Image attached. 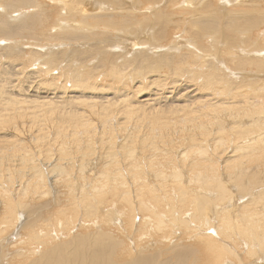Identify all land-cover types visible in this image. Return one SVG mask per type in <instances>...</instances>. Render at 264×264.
<instances>
[{
    "label": "bare ground",
    "instance_id": "bare-ground-1",
    "mask_svg": "<svg viewBox=\"0 0 264 264\" xmlns=\"http://www.w3.org/2000/svg\"><path fill=\"white\" fill-rule=\"evenodd\" d=\"M174 6L0 0V264H264V0Z\"/></svg>",
    "mask_w": 264,
    "mask_h": 264
},
{
    "label": "rangeland",
    "instance_id": "rangeland-1",
    "mask_svg": "<svg viewBox=\"0 0 264 264\" xmlns=\"http://www.w3.org/2000/svg\"><path fill=\"white\" fill-rule=\"evenodd\" d=\"M178 1L179 0H154V4L156 3L157 7H158L157 10H159V12L165 13L167 15V18H168L169 26L167 27V29L169 30V33H168V36L165 37V40L169 41L170 44H173L174 47L181 46L180 48H181V50L183 52L184 49L188 48V46H189L188 45L189 44L188 40L192 37V35H191V30H192L191 27L192 26L190 25V20L193 19V18H192V14H189V13L186 14L185 12H182L181 9L175 8L174 5ZM211 7H213V4L210 5L208 8H211ZM172 16H174V17H172ZM175 16H177V17H175ZM170 18H174V20H176V21L175 22L174 21L170 22ZM143 29H145V28H143ZM175 33L183 34L181 36V38L183 40H179V39H175V38L173 39V36H174ZM140 36H141V34H140ZM136 39L137 38H135V40ZM145 39H146V37L142 36L141 40H145ZM146 44L150 45L149 42H146ZM170 44L169 45H161L160 43H156V44L152 43L151 45L153 46V51L155 53L156 52L160 53V52L164 51V47L170 46ZM223 119H224V122H225L227 120V117L224 116ZM230 143H231V145L234 144L233 141H231ZM17 157H14V160H12L14 162L11 161L12 163L11 162H9V163H11V164L15 163V165L18 164L20 157H19V159ZM222 157L219 158L220 165H226L227 162H225L224 157L223 158ZM244 165L245 166L249 165L247 160H245ZM247 173L249 175L254 174L256 176H260L262 178V180H263L262 187H264V164L261 165L258 169L252 168V167L248 168ZM260 177H259V179H257V182L260 181Z\"/></svg>",
    "mask_w": 264,
    "mask_h": 264
}]
</instances>
